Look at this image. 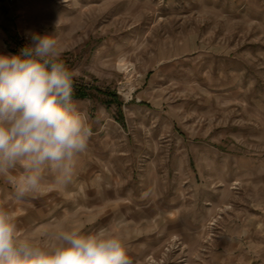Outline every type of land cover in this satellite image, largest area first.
Listing matches in <instances>:
<instances>
[{
	"label": "rangeland",
	"instance_id": "374dc122",
	"mask_svg": "<svg viewBox=\"0 0 264 264\" xmlns=\"http://www.w3.org/2000/svg\"><path fill=\"white\" fill-rule=\"evenodd\" d=\"M33 32L54 34L93 90L74 99L93 135L70 183L16 201L0 180V208L19 220L29 200L57 194L38 243L110 226L130 264H264V0H0V54ZM89 167L100 178L83 181L88 192L113 189L75 212L68 198Z\"/></svg>",
	"mask_w": 264,
	"mask_h": 264
},
{
	"label": "clouds",
	"instance_id": "9594fccd",
	"mask_svg": "<svg viewBox=\"0 0 264 264\" xmlns=\"http://www.w3.org/2000/svg\"><path fill=\"white\" fill-rule=\"evenodd\" d=\"M16 54H0V180L16 201L42 196L47 184L75 175L93 135L74 96V70L54 34H30ZM0 264H130L112 227H61L42 242L0 208Z\"/></svg>",
	"mask_w": 264,
	"mask_h": 264
},
{
	"label": "crops",
	"instance_id": "0c3cea01",
	"mask_svg": "<svg viewBox=\"0 0 264 264\" xmlns=\"http://www.w3.org/2000/svg\"><path fill=\"white\" fill-rule=\"evenodd\" d=\"M77 178L79 179H83L81 182H75L74 187H73V191H72V195L69 202L73 203L74 208L78 207L77 211L75 212H79L81 206L78 205L77 200H80L82 198L83 201L85 202H89V197L91 196L92 199V203H93V207L99 203V198L102 194L103 197L107 196V194L109 193V190H112V184H109V182H106L104 184H102L103 187V191L102 193L99 191V186L98 184L95 185L96 188L93 189H89L90 191L88 192L86 190L87 187L84 188V184L87 182V180H96L98 181V179L100 178V176L98 175V173L96 172V168H92L89 167L88 172H86V174H76ZM76 178V180H77ZM83 181H86L85 183ZM87 191V192H86ZM107 192V193H106ZM57 194H55V197H51V198H45L42 202V200L36 199V200H29L32 201V203L30 204L28 202V205H30V209L26 208V212L22 215V218H20L18 221V227L21 230V232H26V233H30L31 235L33 234V232L38 229L37 225L39 221H41L40 217L43 216V214L48 213L49 211H51L53 208H55V203L53 201V199H55L57 201ZM37 202H39L41 205L37 204ZM42 202V203H41ZM68 202V203H69ZM63 203V202H62ZM61 203V204H62ZM67 203V202H66ZM84 203V202H83ZM25 204V203H24ZM68 209H65L64 207L60 208L64 210V213H68L69 210L71 211L72 206L67 207ZM82 208V207H81ZM59 209H55V212L57 213ZM74 210V209H73ZM21 215H19L20 217ZM54 218V216H51V218H47V221H52ZM32 220V222L30 221ZM27 221L30 223L26 224ZM35 222V223H33ZM43 224V223H42ZM40 225V223H39Z\"/></svg>",
	"mask_w": 264,
	"mask_h": 264
},
{
	"label": "trees",
	"instance_id": "16d2710c",
	"mask_svg": "<svg viewBox=\"0 0 264 264\" xmlns=\"http://www.w3.org/2000/svg\"><path fill=\"white\" fill-rule=\"evenodd\" d=\"M8 41H7V47L9 49V51L13 54H16L18 53V49L17 48H13L12 47V43H16V38H14L12 35H9L8 36ZM74 88H75V91H74V96H73V99H76V100H86V99H92L94 98V92L93 90H91L89 87H85V86H82V85H79V84H74ZM98 91V95H102L106 98L105 100V104L110 107L112 105H117L118 104V108L120 109L121 107V103L119 101V97L115 94H112L110 92H107V91H102V90H96V92Z\"/></svg>",
	"mask_w": 264,
	"mask_h": 264
}]
</instances>
